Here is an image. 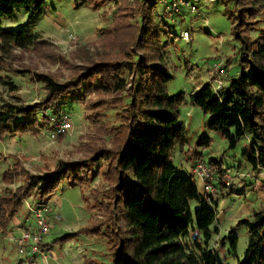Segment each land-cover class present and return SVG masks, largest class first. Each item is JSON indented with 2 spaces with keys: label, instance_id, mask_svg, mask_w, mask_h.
I'll return each instance as SVG.
<instances>
[{
  "label": "trees",
  "instance_id": "obj_1",
  "mask_svg": "<svg viewBox=\"0 0 264 264\" xmlns=\"http://www.w3.org/2000/svg\"><path fill=\"white\" fill-rule=\"evenodd\" d=\"M52 1L0 0V74L8 69L12 51L26 53L44 43L29 27L45 14ZM112 2L115 15L105 41L118 49L117 58L85 61L80 71L65 81L60 73H37L28 67L17 70L32 74L44 89V96L28 105L0 100V142L7 136L40 134L44 126L52 130L51 121L54 118L58 122L62 116L64 100L83 101L92 94L105 96L99 102H87L94 116H108L103 111L118 109L117 122L102 127L109 139L87 145L84 158L59 159L54 168L45 166L39 173L25 168L20 156L11 155L14 162L1 176L0 230L9 227L27 199L32 197L46 206L62 186H78L85 191L88 181L100 174L101 186L83 193L87 208L98 216L53 243L66 242L81 232L101 236L109 244V261L99 264H225L216 252L228 240V254L236 258V264H264V210L236 220L234 228L212 248L218 203H210L207 194L199 190L193 169L189 173L180 170L173 160L174 150L184 153L190 140L179 113L186 98L183 93H167L173 77L158 63L162 56L157 50L161 41L155 10L161 5L159 12L167 18L163 5L160 0H72L74 9L86 4L93 11ZM213 3L224 5V16L238 43L240 71L224 83V76L230 75L226 68L224 84L217 93L211 84L214 75L190 95V103L209 115L208 129L225 139L229 149L248 136L251 143L244 148V156L251 167L264 171V0ZM17 9L26 11V25L3 28L5 19L16 18ZM54 59L70 65L62 54ZM0 84L10 83L0 75ZM43 111L40 118L38 113ZM212 143L211 136L204 134L192 150L186 151L196 161L206 162L215 174H222L229 170L222 158L203 153ZM233 192L234 188L221 195L227 197ZM242 226L249 235L244 256L239 259L236 229ZM84 264L93 262L86 258Z\"/></svg>",
  "mask_w": 264,
  "mask_h": 264
},
{
  "label": "rangeland",
  "instance_id": "obj_2",
  "mask_svg": "<svg viewBox=\"0 0 264 264\" xmlns=\"http://www.w3.org/2000/svg\"><path fill=\"white\" fill-rule=\"evenodd\" d=\"M212 2L213 0H203L200 3V12L195 16L187 12L167 18H164L163 13L159 12L160 9L162 10V6L158 5L155 10V27H157L161 41L157 50L162 59H158V63L173 77L168 83L167 93L169 95L183 93L186 98V101L179 107V113L180 119L186 126L190 141L184 153L180 152L178 148L174 150L173 160L178 169L188 173L191 171L190 168L197 159H194L193 154H188L186 150H192L199 137L209 134L213 143L203 151L205 156L211 154L213 157L222 158L224 166H229L227 171H234L238 174L237 184L233 186L236 192L227 197L218 195L217 211L221 219L218 217L215 225L217 231L210 243V246L215 248L220 239L234 228L236 220L243 217L248 218L254 211L264 210V171L255 170L247 162V156H244V148L250 147L251 139L244 138L235 148L229 149L225 139L208 129L209 115L190 103V95L214 78L213 66L221 58H224L223 67L228 68L230 74L224 76V83H227L229 77L236 76L240 71L236 53L238 43L232 37L229 20L224 16V5L212 4ZM209 3L212 5L206 9V4ZM115 6V3L112 2L93 11L84 4L76 10L72 0L48 2L45 14L29 27L34 34L42 36L44 43L42 42L40 48L34 51L26 53L20 52L18 49L12 51V55L7 59L8 69L0 74L10 83L0 84V100L28 105L39 102L44 96V89L34 81L32 74H20L17 70H26L28 67L37 73L49 72L55 75L60 73L59 75L63 77L62 80L65 81L70 79L75 74L74 72L78 73L85 61L117 58L115 53L118 52V49L110 48L105 41L108 38V31L112 27ZM15 16V19H5L3 28L19 29L26 25L28 16L25 10L17 9ZM184 30L190 32L189 42L180 38V33ZM70 34L78 38L80 46L65 52V41ZM255 34L253 33V35ZM57 54L64 55L70 61V65L59 64L54 59ZM100 98H105V96L99 97V95L92 94L83 101L77 99L63 101L61 110L71 118V130L69 131L59 132L60 118L58 122L53 118L51 123L54 128L52 130L44 126L40 134L37 135L5 137L0 142V190L2 191L4 187L1 182L2 171L14 162L11 155L20 156L25 168L33 173H39L45 166L54 168L59 159L73 161L86 157L88 155L87 145L90 143L106 142L109 137L102 127L117 122L118 113L116 114V112L118 109L103 111L108 116L102 113L94 116L93 111L87 106V102H99ZM43 113L44 111L39 112L38 116L42 118L41 114ZM100 125L102 126L100 127ZM244 143L247 145L244 146ZM250 178L254 182H250ZM194 181L199 189L202 188L198 178L194 177ZM16 183L18 184V182ZM16 183L11 186L16 188ZM253 183L256 185L258 183V185L253 187ZM101 184L102 177L100 174H96L85 185V191H82L78 186L73 188L62 186L44 207L45 210L50 211L56 221L55 227L50 230L45 240L53 236L61 237L94 220L98 215L87 208L83 193L87 195L91 188L99 187ZM251 193H256L257 197ZM33 201L32 197L27 199L24 207L16 215L22 220V229L24 225L32 226L34 223L33 219L29 217L28 210V204L31 205ZM236 234L239 240L236 254L241 259L248 245L249 231L245 226H242L236 229ZM54 244L58 247L62 245V258H59V261L50 259L47 261L48 263L45 260H39L40 264H49V261L51 264H84V258L91 259L93 264L109 261V244L106 239L92 233L81 232L71 240ZM230 251L227 240L226 245L220 246L216 254L225 264H236V258L232 254H228Z\"/></svg>",
  "mask_w": 264,
  "mask_h": 264
},
{
  "label": "built area",
  "instance_id": "obj_3",
  "mask_svg": "<svg viewBox=\"0 0 264 264\" xmlns=\"http://www.w3.org/2000/svg\"><path fill=\"white\" fill-rule=\"evenodd\" d=\"M203 0H160L163 5L164 15L167 17L182 15L186 12L196 14L199 11L200 3ZM174 14V15H173ZM180 38L189 42L190 32L184 30L180 33ZM66 51L73 50L80 46L78 38L72 34L65 41ZM224 58H221L219 62H216L213 66L215 80L211 81L213 85L214 93H217L222 88V77L226 73V68L223 67ZM223 67V68H222ZM59 132H65L71 130V118L66 113H63L59 120ZM199 183L202 186V191L207 194V199L210 203H218L219 197L223 191L233 189V186L237 184L238 174L234 171H225L222 174H215L206 162L196 161L192 164ZM29 214L34 223L29 226L24 225V228L20 230L18 234L10 235V240L17 246V252L19 258L25 264H39L38 256H41L46 262L48 261L49 249H44L42 244L45 242V237L50 230L55 227L56 221L50 211L45 210L42 205H39L35 200L33 203L28 204ZM46 248V247H45ZM48 263V262H47Z\"/></svg>",
  "mask_w": 264,
  "mask_h": 264
},
{
  "label": "crops",
  "instance_id": "obj_4",
  "mask_svg": "<svg viewBox=\"0 0 264 264\" xmlns=\"http://www.w3.org/2000/svg\"><path fill=\"white\" fill-rule=\"evenodd\" d=\"M212 4H214V3L212 2ZM212 4L211 3L206 4V9H208ZM247 139H249L248 136H246V140ZM246 145H247V143H244V146H246ZM209 156L211 157V154H209ZM243 163L245 165L244 161H243ZM227 168H229V166H227ZM257 171H260V170H257ZM254 179H256V178H254ZM250 182H254V181H252V179L250 178ZM257 185H258V183H257ZM257 185H256V183L255 184L253 183L252 186L256 187ZM199 190L202 191V188L200 187ZM252 195L257 197L256 193L252 194ZM218 217H219V219H221L220 214L218 215ZM21 229H22V220L19 217H16L10 223L9 227L6 230H3V231L0 230V264H23L24 263L19 258V255L17 252V246L15 245V243L13 241H11L9 239L10 235H12V233L18 234V232H20ZM73 232H75V231H73ZM59 238L60 237H58V236H53L52 238L45 240L44 244L49 243V246H47V249H49L48 258H47L48 260H50V259L55 260L56 259L57 261H59V258H62L61 257L62 253H63L62 245H61V247H58V246H55L56 244L53 243L54 240L59 239ZM38 260L44 261V259L41 256H39ZM84 261H85V258H84ZM39 264H40V262H39ZM49 264H51L50 261H49Z\"/></svg>",
  "mask_w": 264,
  "mask_h": 264
}]
</instances>
